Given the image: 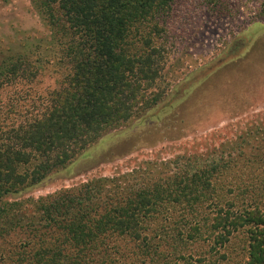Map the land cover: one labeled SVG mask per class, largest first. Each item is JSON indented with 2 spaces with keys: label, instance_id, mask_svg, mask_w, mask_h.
Instances as JSON below:
<instances>
[{
  "label": "trees",
  "instance_id": "16d2710c",
  "mask_svg": "<svg viewBox=\"0 0 264 264\" xmlns=\"http://www.w3.org/2000/svg\"><path fill=\"white\" fill-rule=\"evenodd\" d=\"M31 1L53 32L56 87L24 111L1 94L41 68L23 53L0 65V264H264V131L220 159L176 157L41 197L34 218L7 200L160 105L175 2Z\"/></svg>",
  "mask_w": 264,
  "mask_h": 264
},
{
  "label": "rangeland",
  "instance_id": "374dc122",
  "mask_svg": "<svg viewBox=\"0 0 264 264\" xmlns=\"http://www.w3.org/2000/svg\"><path fill=\"white\" fill-rule=\"evenodd\" d=\"M262 2L175 0L160 37L165 65L154 84L165 91L160 105L108 130L63 171L7 200L17 201L25 218H34L35 200L93 178L188 155L220 159L241 143L246 150L255 146L264 131ZM237 40L244 49L225 57ZM52 41L51 28L31 0H0V65L23 53L41 68L36 80L5 89L2 100H18L31 111L34 101L56 87Z\"/></svg>",
  "mask_w": 264,
  "mask_h": 264
}]
</instances>
